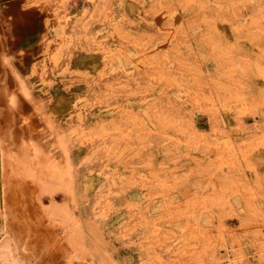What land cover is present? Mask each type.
<instances>
[{
  "label": "rangeland",
  "instance_id": "rangeland-1",
  "mask_svg": "<svg viewBox=\"0 0 264 264\" xmlns=\"http://www.w3.org/2000/svg\"><path fill=\"white\" fill-rule=\"evenodd\" d=\"M0 79L82 231L32 263L264 264V0H0Z\"/></svg>",
  "mask_w": 264,
  "mask_h": 264
},
{
  "label": "bare ground",
  "instance_id": "bare-ground-1",
  "mask_svg": "<svg viewBox=\"0 0 264 264\" xmlns=\"http://www.w3.org/2000/svg\"><path fill=\"white\" fill-rule=\"evenodd\" d=\"M4 87L0 83V104H5L6 107L4 112L0 113V205L8 215L13 216L15 222H8L10 226L7 228L4 226V222L3 224L0 222V264H41L36 259H33L32 263L30 256L34 257V255H28L27 252L38 251L39 255L43 256L39 240L42 229L39 226L43 221L49 223L51 227L60 224L73 231L75 236H79L82 231L79 222L77 221L79 225L76 223L77 218L71 207L73 200H71L69 192L71 185L68 186V182L67 184L65 182L66 177L63 173L65 171L59 169L52 157L41 160L39 154L41 151L37 143L28 142L23 146V148L32 151L34 156L28 155L21 167L18 168L17 173L12 177L9 176V163L15 155V151H10L8 148L5 151L3 141L8 136H14L13 131L14 128H17L18 119L24 126L29 118L23 115L25 107L21 108L23 106L16 97L5 93ZM66 171L69 172V169ZM6 176L12 179L11 183L4 180ZM68 178L70 181L72 176ZM17 180H21V182L19 183ZM16 183L18 184L16 185ZM58 197H61L60 202L57 200ZM75 241L79 245L77 238ZM45 252L47 254V251ZM35 254L37 253L35 252ZM43 260L41 259V261Z\"/></svg>",
  "mask_w": 264,
  "mask_h": 264
}]
</instances>
